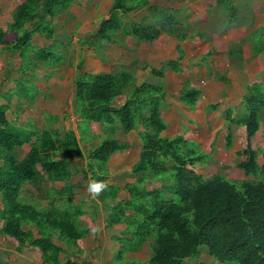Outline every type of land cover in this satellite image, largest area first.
I'll use <instances>...</instances> for the list:
<instances>
[{"label": "trees", "instance_id": "16d2710c", "mask_svg": "<svg viewBox=\"0 0 264 264\" xmlns=\"http://www.w3.org/2000/svg\"><path fill=\"white\" fill-rule=\"evenodd\" d=\"M130 1L113 0L112 13L98 27L95 38L98 45L119 44L118 36L133 37L142 43H152L164 34L180 43L192 37L204 38L200 30L179 16L180 11L152 5L149 0ZM17 2L7 29L0 26V46L22 59L26 53H32L29 49L37 34L46 32L53 39L54 30L48 28V22L58 14H66L73 0ZM143 6H151L150 16L139 22L124 21ZM219 7L224 8L226 15L232 13L226 22L234 21V11H229L235 10L234 5L217 0L214 9ZM258 30L259 36L253 42L255 55L264 53V27ZM176 52L178 59L169 61L161 71L151 68L153 76L163 78L168 67L175 73L182 71L180 62L185 53L180 45ZM33 54L29 67L38 68L40 64L55 61L51 48H42ZM241 54L233 51L232 57ZM78 72L72 98L74 114L78 117L76 131L62 132L54 128L55 123L43 130L21 127L10 120L8 114L18 115L17 103L27 97L25 86L14 94L8 93L0 107V217L4 221L0 234L19 247L38 248L43 264H84L74 260L77 253L67 251L77 248L82 253L84 239L90 233L82 221L86 215L84 204L71 200L75 190L84 188L81 181L72 183L73 177L80 174L89 180L108 183L98 202L92 203L96 211L100 206L107 211L106 228L117 226L120 230L113 237L119 246L115 253L117 262L128 254L142 252L148 245L151 256L147 264H185L187 259L200 257V247H206L209 255L221 264H264V163H258V151L252 142L264 120V82L255 80L248 86L240 114L233 117L230 110L227 115L229 124L245 127L242 149L236 153V159L243 174L253 177L237 181L219 172L207 177L199 174V166L211 162L213 156L196 149L198 144L190 131L171 138L164 136L168 126L162 113L166 95L162 87L142 83L130 89L135 76L128 71ZM221 79L227 81L225 76ZM16 92L19 101L14 105ZM181 94V102L194 109L202 88L188 81ZM217 107L214 105L213 110ZM49 120L57 122L59 116H50ZM95 124L101 126L107 137L100 138L94 133ZM119 130L125 134L136 131L143 143L140 158L131 171L137 181L124 186L128 197L121 200L122 187L110 181L107 171L113 155L130 149L128 143L117 138ZM95 139L102 141L84 151L82 144ZM232 139V135L227 136V149H231ZM26 145L31 149L21 155ZM72 157L82 162L73 160L75 172L71 167ZM169 170L171 179L165 177ZM46 181L54 186L63 184L58 190L54 186L46 187L47 199L51 200L47 205L30 202L29 196L22 197L26 184L36 186L40 194ZM159 182L164 184L156 187ZM50 195L55 196L50 199ZM98 215L95 212L93 220ZM27 226L35 229L38 237L26 230ZM56 239L67 249L56 244ZM62 254L66 255L64 261Z\"/></svg>", "mask_w": 264, "mask_h": 264}, {"label": "rangeland", "instance_id": "374dc122", "mask_svg": "<svg viewBox=\"0 0 264 264\" xmlns=\"http://www.w3.org/2000/svg\"><path fill=\"white\" fill-rule=\"evenodd\" d=\"M131 1L129 3H136L137 0ZM149 1L152 5L180 11L179 16L183 17L194 29L200 30L204 38L192 37L180 43L173 36L164 34L152 43H142L133 37L118 36L121 41L119 44L104 42L98 45L95 39L97 38L96 33L101 21L112 13V0H79L80 6H72L66 14H58L48 22V28L54 30L53 40L46 36V32L34 37L32 47L29 49L32 52L30 55L26 53L27 55L21 59L19 54L4 50L0 46V104L4 103V98H8V93L14 94L16 88L20 90L25 86L29 98L24 96L20 103H17L19 93L16 92L17 95H14L12 100L14 105L17 103L19 106L15 112L21 123L39 129L48 128L49 124L55 123L54 128L62 132L76 131L78 117L74 114L72 98L74 80L79 74L78 70L92 74H119L122 71H128L135 75L130 89H134L135 84L147 83L162 87L166 92L162 103V113L168 128L164 136L171 138L190 131L198 144L196 149L212 154L211 162L199 166V174L207 177L219 172L226 174L232 180H240L241 172L235 168L238 162L236 153L242 149L245 129L229 124L231 121L227 120V115L230 110H233V117L240 114L243 111V96L247 93L248 86L255 80L264 82V53L255 55L253 49V42L260 33L258 29L264 27V0H224L225 5L235 7V10H229L234 11L232 22H226L228 15L232 13L226 15L222 7L214 9L217 0ZM16 4L17 0H0V26L2 28L7 29L8 24L11 23V13ZM149 7L151 6H143L132 12L125 17L124 21L139 22L146 16H150ZM177 45H180L185 53L180 62L182 71L175 73L168 67L163 78L153 76L151 68L161 71L169 61L178 59ZM42 48H51L55 61L46 63L47 65L40 64L38 68L29 67L33 61V53ZM233 51H240L242 54L232 57ZM25 66L30 69H26ZM146 66L149 67L145 68ZM224 76L227 81L221 79ZM20 77L22 79H19ZM188 81L202 88L200 101L194 109L187 107L180 100L181 91ZM35 94L36 98L30 100V97ZM121 100L118 99L119 102ZM214 105H218L216 110H213ZM50 116H59V120L50 122L48 120ZM94 133L100 138L107 137L106 132H102L98 124H95ZM229 135L233 136L231 149L226 147V138ZM117 138L123 143H128L130 149L113 155L108 164V172H110V181L122 187L119 192L120 199H125L128 196L124 186L137 181L136 176L131 175V171L140 158L143 143L136 131L125 134L119 130ZM101 141L102 139H95L89 144L83 143L82 148L87 151ZM252 142L259 152L257 155L259 163L262 164L264 161V120ZM28 148L29 146L25 147V151ZM73 160L76 159L72 157L71 160V167L75 172ZM76 162L82 163L79 160ZM223 166H228V169L222 170ZM76 175L72 180L77 183L81 181L84 184L81 190L88 193L86 189L90 180L80 174ZM171 175V170L165 173V177L169 179ZM163 184V182L156 183V187H161ZM53 196L55 195H50V199ZM86 208L88 214L94 210V208L90 210L85 206V211ZM95 212L102 214L100 210H95ZM105 213L104 217L107 214ZM83 218L104 228L102 216L99 218L96 216L95 222L92 215H86ZM100 240L101 243L95 242L93 245H87L85 254H81L77 259L83 260L84 264H107L108 250L117 243L104 234L101 235ZM102 243L108 250L94 249L98 244L102 246ZM1 244L2 253L13 249L11 243L1 242ZM150 256L151 251L146 245L142 252L131 256L132 259L127 260L125 257L124 260L117 262L114 258L112 264H130L136 262L137 257L144 261ZM12 258V256L8 257L9 263ZM200 263L221 264L209 255L206 247H200V257L185 261V264Z\"/></svg>", "mask_w": 264, "mask_h": 264}, {"label": "crops", "instance_id": "0c3cea01", "mask_svg": "<svg viewBox=\"0 0 264 264\" xmlns=\"http://www.w3.org/2000/svg\"><path fill=\"white\" fill-rule=\"evenodd\" d=\"M25 1V0H24ZM78 1L79 0H73V3L71 4V7L72 6H80V3H78ZM16 6H18V2H17V4H16ZM82 6H86V5H82ZM112 6H113V0H112ZM70 7V8H71ZM70 10V9H69ZM127 38H130V37H127ZM54 39V38H53ZM52 39V40H53ZM34 41V40H33ZM114 44H116V43H114ZM178 46V45H177ZM177 48V47H176ZM172 61V60H171ZM28 75V74H27ZM135 76V75H134ZM19 79H22V77H20ZM15 90H17V88L15 89ZM4 103H5V98H4ZM3 103V104H4ZM3 104H0V107L3 105ZM12 116V117H11ZM8 118L10 119V120H12V121H15V123L18 125V126H21V127H23V126H28V128H31L32 126H30L29 124L28 125H26V124H23V123H21L20 122V119H18V115H15V113H9L8 114ZM49 118V117H48ZM49 120V119H48ZM50 121V120H49ZM52 124V123H51ZM51 124H49V125H51ZM262 126V125H261ZM34 127V126H33ZM35 128H37V127H35ZM47 128V127H46ZM240 128H244V127H240ZM39 129V128H38ZM43 129H45V128H43ZM42 128L40 129V130H43ZM245 129V128H244ZM27 146H29V148H28V150H26L25 151V149H23L24 150V152L21 150L20 151V153H21V155H24V153L25 152H27V151H29L30 149H31V146L30 145H26L25 147H27ZM241 150V149H240ZM117 154V153H116ZM113 157V156H112ZM111 160V159H110ZM107 171H108V168H107ZM77 176V175H76ZM76 176H74V177H76ZM72 183L73 184H76L77 182L76 181H74V180H72ZM27 185H28V187H27ZM49 186H54L53 184H49V182H44L43 183V185L41 186V189L40 190H43L40 194H39V192H38V188H36V186H33V185H31V184H26L25 185V190H24V192H23V194H22V197L23 198H26V197H28L29 196V201L30 202H32V201H35V202H38V203H40V204H42V205H45V204H48L51 200H48L47 198V195H46V187H49ZM54 187H56L55 189H61L62 187H63V184L61 183H59V185H58V183L57 184H55V186ZM43 193H45L44 195H43ZM43 195V196H42ZM87 195H89L88 193H86L85 192V190L84 191H82L81 189L79 190V189H77V190H75V193H74V195L72 196V198H71V200L75 203V204H84V208H85V206H87L88 208H90V210H92L94 207H93V203L92 202H95V201H97L98 202V199L97 198H95V199H93L90 195H89V197L87 196ZM38 197H39V199H38ZM119 199H120V197H119ZM126 199V198H125ZM121 200V199H120ZM35 202H33V203H35ZM44 202H46V203H44ZM92 204V205H91ZM0 207H1V201H0ZM98 210H100V212L102 213V214H100V213H98L99 215H98V218L100 217V216H102L103 217V219L105 220V218L106 217H104V213H105V209L103 208V206H100V208H98ZM97 210V211H98ZM107 212V211H106ZM94 214H95V208H94V210L91 212V214H88V209L86 208V215H92V218H93V216H94ZM106 214V213H105ZM108 214V213H107ZM107 214H106V216H107ZM85 215V216H86ZM96 220V219H95ZM95 220H93L94 222H95ZM82 221L84 222V224L85 225H87L88 227H89V236L88 237H86L85 239H84V245H83V252L82 253H78V249L77 248H72V249H70V250H67L69 253H77L78 254V256H81V254H85V248H86V246L88 245H90V244H94L95 242L96 243H101V240H100V238H101V235L102 234H104V236H109V238H110V240H112V241H114L113 240V237L114 236H118V234H119V232H120V230L117 228V226L116 227H114V228H106L105 227V224L103 225V227L104 228H101L99 225L97 226V225H95V223H93L91 220L90 221H86V220H84V218L82 217ZM3 220L1 219V217H0V231L2 230V226H3ZM104 223V222H103ZM102 229H104V230H108L109 232H104ZM117 229H118V231H117ZM26 230H30V231H32L33 232V235H34V237H38V232L35 230V229H33L31 226H27L26 227ZM100 231H102V233H100ZM111 234V235H110ZM1 242H5V243H11L12 244V246H13V249H9L8 251H6V252H1L0 251V262L2 263V264H43L44 262H43V257H42V252L38 249V248H36V247H32V246H30V245H24L23 247H19L20 245H18L17 243H15L14 241H12V240H9L6 236H4V235H2V234H0V245H2L1 244ZM55 242H56V244H58V245H61V246H63V247H65L66 249H67V247L66 246H64L61 242H59L57 239L55 240ZM104 242H105V240H104ZM92 248H93V246H92ZM99 248H103V249H106V250H108L106 247H105V245H104V243H102V246H101V244H98V245H96V247L94 248L95 250L96 249H99ZM118 248H119V246L118 245H112V247L108 250L109 251V261H108V263L107 264H112L113 263V261H114V258H115V253L117 252V250H118ZM138 253H131V254H128L127 255V260H129V259H132L133 257H131V256H133V255H137ZM9 256H12L13 258H12V260H11V263H9V259H8V257ZM103 256V255H102ZM136 257V256H135ZM61 258H62V261H64L65 260V258H66V255H64V254H62L61 255ZM99 258H100V256H99ZM76 262H79V263H82L83 262V260H79V259H77V257L74 259ZM137 261L136 262H132V263H130V264H147V260H144V261H142V260H140L138 257H137V259H136ZM84 263V262H83ZM91 264V263H90Z\"/></svg>", "mask_w": 264, "mask_h": 264}, {"label": "clouds", "instance_id": "9594fccd", "mask_svg": "<svg viewBox=\"0 0 264 264\" xmlns=\"http://www.w3.org/2000/svg\"><path fill=\"white\" fill-rule=\"evenodd\" d=\"M245 128V127H244ZM240 151V150H239ZM238 151V152H239ZM258 154H259V152H258ZM257 160H258V163H259V157H257ZM263 163H264V161L262 162V164H260V165H263ZM224 167H226V168H224ZM235 168L236 169H238L240 172H241V176H242V178L240 179V180H237V181H241V180H246V179H249V180H251L253 177H246L245 176V174H243V172H242V170H240L239 169V167H238V162H237V164H236V166H235ZM226 169H228V166H223L222 167V170H226ZM226 175V174H225ZM227 176V175H226ZM228 177V176H227ZM229 178V177H228ZM230 179V178H229ZM232 180V179H231ZM107 188H108V183H107V181H98V180H90L89 182H88V186H87V189H86V191L89 193V195L93 198V199H95V198H98L100 195H101V193H103L105 190H107Z\"/></svg>", "mask_w": 264, "mask_h": 264}, {"label": "water", "instance_id": "95a60500", "mask_svg": "<svg viewBox=\"0 0 264 264\" xmlns=\"http://www.w3.org/2000/svg\"><path fill=\"white\" fill-rule=\"evenodd\" d=\"M224 168H226V167H224Z\"/></svg>", "mask_w": 264, "mask_h": 264}]
</instances>
